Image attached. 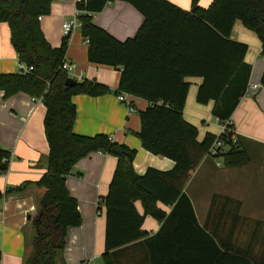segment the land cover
<instances>
[{
	"label": "trees",
	"instance_id": "trees-1",
	"mask_svg": "<svg viewBox=\"0 0 264 264\" xmlns=\"http://www.w3.org/2000/svg\"><path fill=\"white\" fill-rule=\"evenodd\" d=\"M109 1H77L82 34L89 42L88 59L120 69L117 94L127 92L150 103L139 112L142 144L150 152L174 160L175 166L169 171L150 167L138 175L133 167L135 149L113 142L106 134L76 133L74 96L101 95L109 91L108 86L88 79L66 84L69 75L62 66L68 39L52 47L38 19L50 13L51 0H0V21L9 24L19 59L33 67L27 72L0 74V89L4 98L19 92L43 96L46 107L47 171L38 181L24 182L4 193L7 198L30 188L38 190L31 218L32 246L24 264H56L68 228L82 224L78 200L70 193L66 178L80 159L95 151L118 158L108 193L98 203V209L104 206L106 218L104 264H121V253L129 246H141L145 264H180L183 251L190 246L221 244L216 232L199 224L185 192L217 137L207 133L199 141L198 127L185 119L191 84L187 78H203L197 101H214L213 115L228 121L246 92L252 71L245 60L248 45L231 38L234 23L240 20L253 30L264 53V0H213L208 7L192 0L190 10L170 0H123L144 16L135 36L126 40L117 39L93 21V14ZM229 128L223 141L230 148L221 157L228 167L240 166L249 158L237 137L233 141L232 124ZM10 158V151L0 145V172L8 170ZM137 200L142 202L144 214L138 211ZM159 202L172 206L170 213ZM146 215L162 222L154 235L143 229Z\"/></svg>",
	"mask_w": 264,
	"mask_h": 264
},
{
	"label": "crops",
	"instance_id": "crops-1",
	"mask_svg": "<svg viewBox=\"0 0 264 264\" xmlns=\"http://www.w3.org/2000/svg\"><path fill=\"white\" fill-rule=\"evenodd\" d=\"M77 1L51 0L50 13L40 15L41 29L52 47L63 43L62 25L78 13ZM170 1L185 10L191 9L192 0ZM212 1L200 0V5L208 7ZM93 21L117 39L126 40L135 36L144 16L129 2L111 0L103 10L93 14ZM231 38L248 45L245 60L252 66L248 93L241 97L228 120L249 161L228 167L223 158L208 154L193 172L185 192L192 201L199 224L212 234L216 232L221 244L190 246L183 251L184 261L180 264H264V53L258 35L240 20L235 21ZM88 48L89 42L79 25L68 39L65 62L73 65L69 77L77 82L85 79L100 82L108 86L109 91L101 95L74 96L77 108L74 131L86 136L106 134L113 142L135 149L133 167L138 175H143L150 167L172 170L175 161L147 150L139 136V112L150 103L132 96L136 110L129 112L128 106L117 97L120 69L89 61ZM20 63L25 64L12 44L10 26L0 21V74L22 71ZM187 80L191 84L184 108L185 119L198 127L199 141L207 133L219 135L221 121L212 113L214 101L208 104L197 101L203 78L193 76ZM255 84L260 86L257 92L253 88ZM33 97L19 92L4 98L0 89V145L11 153L7 172L0 173V264H24L32 246L31 218L38 190L30 188L25 194L7 198L4 193L24 182L38 181L47 171L46 107ZM117 163L116 156L95 151L80 159L67 176L66 185L78 200L82 224L68 228L66 245L56 264H104L101 255L106 218L104 206L98 209V203L108 193ZM135 204L144 214L142 202L137 200ZM158 206L167 213L172 209L161 202ZM225 216H234V223L226 224ZM161 226V221L146 215L143 229L149 235L156 234ZM121 254V264L146 263L141 246H129Z\"/></svg>",
	"mask_w": 264,
	"mask_h": 264
},
{
	"label": "built area",
	"instance_id": "built-area-1",
	"mask_svg": "<svg viewBox=\"0 0 264 264\" xmlns=\"http://www.w3.org/2000/svg\"><path fill=\"white\" fill-rule=\"evenodd\" d=\"M78 1H83V0H78ZM79 12L76 14V16H74L73 18L64 21L62 28H63V35L64 38L69 39V37L71 36L72 32L74 31V29L81 25V21L78 17ZM42 19V16H39V20ZM88 41V39H87ZM73 67V65H67L66 62H64L62 69L65 70L68 75L69 72L71 71V68ZM20 68L22 71L27 72V71H31L33 70L32 66H25V64L20 63ZM253 88L256 90H258L260 88L259 85H254ZM249 87L246 89V93H248ZM118 100L121 101L122 103L126 104V106H128L129 112H134L135 106L131 100L130 97H132V95H130L127 92H121L117 95ZM34 101H42L43 102V96L41 97H33ZM221 121V132L219 135H217L214 143L212 144V146L209 149V155L216 158V159H220L223 158L221 157L225 152H227V150H229L230 146L227 145L224 141H223V137L224 136H228L229 132H230V122L229 121ZM232 139L234 142H236V132L233 130V134H232ZM3 161H7V159H3ZM10 162V161H9ZM220 162H217V165H220ZM7 172V171H6ZM0 173H5V172H0ZM0 221H1V217H0Z\"/></svg>",
	"mask_w": 264,
	"mask_h": 264
},
{
	"label": "rangeland",
	"instance_id": "rangeland-1",
	"mask_svg": "<svg viewBox=\"0 0 264 264\" xmlns=\"http://www.w3.org/2000/svg\"><path fill=\"white\" fill-rule=\"evenodd\" d=\"M255 92H257V90H256ZM224 220H225L226 224H227V223H228V224H232V223H234L235 218H234V216H225V217H224ZM239 222H240V221H239Z\"/></svg>",
	"mask_w": 264,
	"mask_h": 264
},
{
	"label": "water",
	"instance_id": "water-1",
	"mask_svg": "<svg viewBox=\"0 0 264 264\" xmlns=\"http://www.w3.org/2000/svg\"><path fill=\"white\" fill-rule=\"evenodd\" d=\"M75 83H76V80L71 78V77L67 78V80H66V84L67 85H72V84H75Z\"/></svg>",
	"mask_w": 264,
	"mask_h": 264
}]
</instances>
